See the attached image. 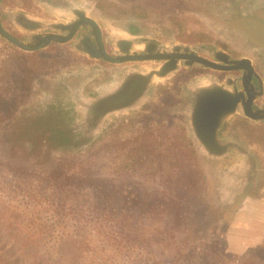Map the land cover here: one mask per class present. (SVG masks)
<instances>
[{"label":"rangeland","instance_id":"rangeland-1","mask_svg":"<svg viewBox=\"0 0 264 264\" xmlns=\"http://www.w3.org/2000/svg\"><path fill=\"white\" fill-rule=\"evenodd\" d=\"M87 2L110 21L134 20L179 40L224 38L214 24L224 0ZM4 41L0 253L11 258L7 264H168L173 256L177 264H264V158L257 196L234 214L218 187L220 163L202 158L199 170L198 157L171 137H39L47 118L34 112L50 99V84L38 78L48 99L34 91L28 98L22 58L34 65L36 54ZM41 238L49 241L46 251Z\"/></svg>","mask_w":264,"mask_h":264},{"label":"flooded vegetation","instance_id":"flooded-vegetation-1","mask_svg":"<svg viewBox=\"0 0 264 264\" xmlns=\"http://www.w3.org/2000/svg\"><path fill=\"white\" fill-rule=\"evenodd\" d=\"M220 11L214 24L224 38L204 42L110 21L87 0H0L4 30L26 46L45 45L29 50L0 37L36 54L34 65L22 58L28 98L34 91L48 99L38 80L50 84V99L34 112L47 118L39 137H171L198 157L199 170L202 158L220 163L218 187L236 214L257 196L263 174L264 0H224ZM206 99L218 108L197 123ZM197 137H213L215 149Z\"/></svg>","mask_w":264,"mask_h":264},{"label":"water","instance_id":"water-1","mask_svg":"<svg viewBox=\"0 0 264 264\" xmlns=\"http://www.w3.org/2000/svg\"><path fill=\"white\" fill-rule=\"evenodd\" d=\"M0 33L2 35H4L5 37H7L8 39H10L12 42H14L15 44H17L18 46L22 47V48H26L29 50L35 49L37 47L43 46L45 45V43H42L40 45H35V46H26L24 43H22L21 41H19L18 39H16L15 37H13L12 35H10L7 31L4 30V28L2 27L1 23H0ZM49 39L46 40V43ZM198 60H201L202 62H207L206 59L204 58H198ZM218 108V104L215 100H209L206 99L205 103H203L202 107H201V111H200V115L198 114V116H195L196 118L193 117V121L199 123V122H203L205 119L206 120H210V118H212L214 115L212 113L211 116V110L212 112H214L216 109ZM230 110L228 111V114H230ZM202 143H204V146L208 149H212V151L215 149L213 147L214 145V140L213 137H197ZM212 158V157H210Z\"/></svg>","mask_w":264,"mask_h":264},{"label":"trees","instance_id":"trees-1","mask_svg":"<svg viewBox=\"0 0 264 264\" xmlns=\"http://www.w3.org/2000/svg\"><path fill=\"white\" fill-rule=\"evenodd\" d=\"M176 196V195H175ZM1 203H2V199H1V196H0V214L2 213V215H4L5 213V209H4V206L3 205H1ZM173 207H176L177 208V210L179 209V207H181L180 206V204H174V205H172ZM171 207V206H170ZM10 223V222H9ZM11 224V223H10ZM38 240V239H37ZM40 240H41V242H40ZM61 241H63V242H65V239H61ZM49 243V241H46L44 238H41V239H39V245L41 246V244H43L42 246L44 247V251H46L47 249H49V247H47L46 245ZM54 244V243H53ZM53 247H54V250L56 251V248H55V246L53 245ZM1 252L3 253H0V264H7V263H9V261L11 260V258L10 259H8V260H6L5 259V256H4V253L6 252L4 249H2L1 250ZM77 257V260H78V258H79V256H76ZM250 258V257H249ZM248 258V259H249ZM178 263V260L175 258V256H173V258H170V261H169V263L168 264H177ZM161 264V263H160Z\"/></svg>","mask_w":264,"mask_h":264}]
</instances>
